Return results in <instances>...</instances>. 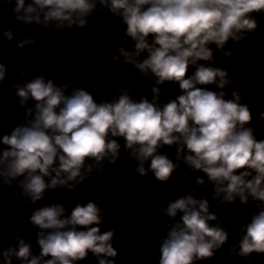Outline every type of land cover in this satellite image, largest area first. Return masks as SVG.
I'll return each mask as SVG.
<instances>
[{
    "label": "clouds",
    "instance_id": "9594fccd",
    "mask_svg": "<svg viewBox=\"0 0 264 264\" xmlns=\"http://www.w3.org/2000/svg\"><path fill=\"white\" fill-rule=\"evenodd\" d=\"M103 9L126 26L120 45L112 49L117 55L111 57L109 67L122 58L117 71L131 65L154 81L151 99L141 94L143 84L135 94L118 87L111 100L99 102L84 87L66 94L67 83L57 86L43 74L23 86L12 84L21 107L29 99L35 105L34 110L26 109L23 123L0 136L4 146L0 180L7 186L17 182L27 202L35 205L46 190L75 191L93 179L94 170L96 178L104 176L105 162L114 174L122 147L136 161L133 180L150 172L154 182L167 183L182 162L189 171L204 174L212 186V200L221 207L239 201L246 211L251 209L238 242L228 244L227 255L254 264V253L264 255V139L257 138L253 112L242 102L243 93L233 90L231 98H225L232 76L214 64V50L230 59L236 53L226 50L229 41L244 47L247 40L251 45L260 31L264 0H14L11 14L16 24L48 29L54 23L50 30L62 32L90 29L89 17ZM108 26L116 27L111 21ZM3 34L13 39L12 31ZM35 43V38H24L17 47ZM92 56L95 61L98 53ZM6 74L0 63V83ZM166 82L178 84L181 94L161 104L160 86ZM213 85L216 90L209 87ZM256 120L264 125V112L257 113ZM173 145L175 162L160 152ZM104 179L110 182L112 175ZM195 183L203 187L205 179L196 176ZM195 193L193 189L161 207L173 222L165 225L166 236L156 241L158 264H204L229 241V232L210 211L209 200L197 199ZM12 195L15 202H23L19 193ZM129 207L136 215L135 206ZM104 218L105 210L92 200L77 203L70 215L62 203L37 207L29 223L38 229L39 254L16 229L18 243L11 246L9 241L0 257L3 264H12L13 257L19 264H81L91 253L97 264H117L113 241L118 224L110 222L113 227L101 232Z\"/></svg>",
    "mask_w": 264,
    "mask_h": 264
}]
</instances>
